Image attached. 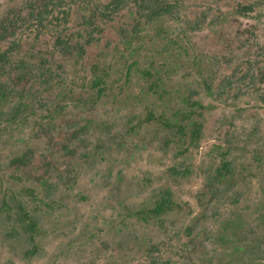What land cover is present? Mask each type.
Instances as JSON below:
<instances>
[{"label":"rangeland","instance_id":"obj_1","mask_svg":"<svg viewBox=\"0 0 264 264\" xmlns=\"http://www.w3.org/2000/svg\"><path fill=\"white\" fill-rule=\"evenodd\" d=\"M65 1V32L73 43L88 24L97 25L96 41L86 46L81 60L54 47L53 28L35 32L28 24V0H0V23L16 16L22 20L13 36L0 39V49L21 37L12 58L45 56L66 84L87 76L91 63L111 59V90L90 106L81 102L85 93L79 89L72 100L55 87L43 96L59 101L58 110L48 113L36 105L20 124L0 126V183L24 199L21 188H35L42 229L40 251L26 257L27 242L9 237L10 222L0 218V264H264V103L257 95L264 92V80L248 94L235 93L233 85L250 65L257 77L264 72V0H169L178 2L180 12L198 27L187 30L174 20L147 25L127 48L121 31L132 21L130 0L108 16L95 7L109 0ZM245 3L254 7L238 12ZM149 60L167 75L172 93L166 100L145 92L137 66ZM134 61L139 64L126 75V65L130 69ZM30 83L28 78L20 86ZM191 89L201 92L207 108L203 136L182 161L192 173L169 181L175 196L191 206L189 223L197 220L188 234L183 218L162 230L128 210L149 203L166 181L167 168L178 160L172 148L162 149L165 132L144 123L145 107L168 114ZM228 141L236 149L225 157L239 156L252 170L259 152L256 175L247 176L236 195L232 189L220 199L210 200L209 193L201 197ZM15 156L22 161L11 163Z\"/></svg>","mask_w":264,"mask_h":264},{"label":"trees","instance_id":"obj_2","mask_svg":"<svg viewBox=\"0 0 264 264\" xmlns=\"http://www.w3.org/2000/svg\"><path fill=\"white\" fill-rule=\"evenodd\" d=\"M28 5L32 10L28 24L33 26L35 32L53 28L54 47L61 54L72 57L75 62L83 58L86 46H90L93 41H96L93 34L97 30V25L89 22L90 24L87 25L84 33L79 35V39L75 43L72 42L74 37L65 32L69 15V7L66 6L65 0H28ZM123 5H128V2L126 0H109L106 3L97 5L95 8L102 16H108L116 13L118 8ZM64 7H67V9ZM253 7V4L245 3L239 4L237 8L238 12L243 13L252 10ZM60 9L62 10L59 11ZM130 16L132 17L130 26L123 27L121 31L122 41H124L126 48L131 47L141 38L147 25L165 20H174L181 21L183 27L187 30L198 27V24L189 21L180 12L179 4L176 1L130 0ZM21 22L22 20L17 16L4 19L0 23V39L13 36ZM162 32L165 33V37L169 34L168 29ZM20 38L14 36L6 48L0 49V126H6L8 123L20 124L27 119L28 113L33 111L36 105L44 107L49 111L48 113L53 112L51 109L54 107L58 110L60 108L59 101L53 98L46 99L43 96L45 91L54 90L55 87H58V93L66 96V98L70 97L72 100L75 98V91L79 89L80 92L85 93L79 92L83 94L81 102L90 106L99 103L111 90V59L105 58L91 63L87 76L79 78L78 82L71 80L69 84H66L61 82L62 77L59 72L55 70L52 62L45 56L38 55L35 58L17 55L16 59H13L12 54L17 51ZM262 57L264 58V52ZM145 63L142 66H137V71L145 83V92L163 100L168 99V95L172 91L166 88L167 75H163L153 60ZM254 63H257L256 60H254ZM134 64L139 63L137 61H134L133 64L130 63V69L129 64L126 65V75H129ZM55 66L61 67L60 64ZM253 69L255 67L250 65V68L247 67L244 72L240 73L235 83L230 80L229 83H234L233 85L237 89L235 93L248 94L251 87L253 89L261 79L264 80V72L261 71V74L259 73L257 77V73L254 74ZM13 72L15 75H13ZM28 78L31 83L21 87L20 83ZM63 84H65V87L60 90ZM179 93L176 92L175 95ZM257 95L264 103V92L261 91ZM177 101L179 106L168 114L165 111L156 113L152 106L145 107L144 123L155 124V127L161 128L165 132V137L161 142L162 149L167 151L172 148L173 156L178 160L174 165L167 168L166 181L155 190L150 202L137 210L131 212L128 210V213L138 220L152 221L162 230L170 229L173 226V220H177L179 217L183 218V229H186L187 233L190 234L194 225L197 224V220L195 219L192 224L189 223L190 216H194L192 215L191 206L187 201H181L175 196L169 181L174 180L176 177H188L192 173L189 166L182 161L199 146L203 136L204 115L207 108L201 99V92L197 89H191L181 94ZM257 129L258 126L251 128L250 135L254 134ZM233 149H236V146L228 141L221 152L219 164L213 169L208 177L209 180L206 181L200 192L201 197L209 193L210 200L220 199L232 189L235 190L233 194L236 195L240 192L236 189L247 182V176L256 175L258 163L262 160L259 152L254 153L253 161L257 163L255 169L252 170L249 163H244L239 156L225 157ZM10 161L11 163H19L22 161V157L15 156ZM1 168L2 162L0 160V170ZM12 173L18 175L16 171ZM0 189H2L0 218L6 217L10 222L7 235L12 238L22 237L28 244L24 255L26 257L35 256L40 251L37 240L42 234L39 215L35 209L34 199L37 198L35 188L30 186L21 188L22 195H25L26 199L14 190L3 188L1 183Z\"/></svg>","mask_w":264,"mask_h":264}]
</instances>
